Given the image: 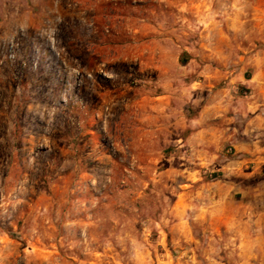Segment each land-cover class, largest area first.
Listing matches in <instances>:
<instances>
[{
  "label": "rangeland",
  "instance_id": "rangeland-1",
  "mask_svg": "<svg viewBox=\"0 0 264 264\" xmlns=\"http://www.w3.org/2000/svg\"><path fill=\"white\" fill-rule=\"evenodd\" d=\"M256 114L264 0H0V264H236Z\"/></svg>",
  "mask_w": 264,
  "mask_h": 264
},
{
  "label": "crops",
  "instance_id": "crops-1",
  "mask_svg": "<svg viewBox=\"0 0 264 264\" xmlns=\"http://www.w3.org/2000/svg\"><path fill=\"white\" fill-rule=\"evenodd\" d=\"M229 129H232L229 136L236 139L237 151L246 152L247 161L254 162L255 167L260 166L264 162V115H246L243 129L237 126ZM240 134L249 139L239 140ZM231 173L240 176L237 170ZM225 183L227 188L214 197L216 203L209 217L212 227L215 232L228 234L225 246L230 249L228 257L236 264H264V193L247 183L244 186L237 181ZM253 200H260V207Z\"/></svg>",
  "mask_w": 264,
  "mask_h": 264
}]
</instances>
